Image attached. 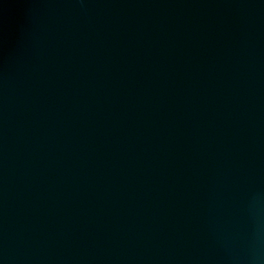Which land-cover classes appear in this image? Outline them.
<instances>
[{"label": "water", "instance_id": "1", "mask_svg": "<svg viewBox=\"0 0 264 264\" xmlns=\"http://www.w3.org/2000/svg\"><path fill=\"white\" fill-rule=\"evenodd\" d=\"M0 264H264V0H0Z\"/></svg>", "mask_w": 264, "mask_h": 264}]
</instances>
